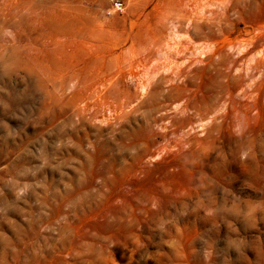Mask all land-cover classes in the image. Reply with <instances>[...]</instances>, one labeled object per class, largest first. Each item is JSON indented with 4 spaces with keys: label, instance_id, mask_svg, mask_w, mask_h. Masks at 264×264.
I'll return each mask as SVG.
<instances>
[{
    "label": "rangeland",
    "instance_id": "374dc122",
    "mask_svg": "<svg viewBox=\"0 0 264 264\" xmlns=\"http://www.w3.org/2000/svg\"><path fill=\"white\" fill-rule=\"evenodd\" d=\"M0 264H264V0H0Z\"/></svg>",
    "mask_w": 264,
    "mask_h": 264
}]
</instances>
